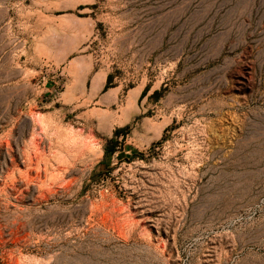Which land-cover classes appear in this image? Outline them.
<instances>
[{
  "label": "rangeland",
  "instance_id": "1",
  "mask_svg": "<svg viewBox=\"0 0 264 264\" xmlns=\"http://www.w3.org/2000/svg\"><path fill=\"white\" fill-rule=\"evenodd\" d=\"M0 264H264V0H0Z\"/></svg>",
  "mask_w": 264,
  "mask_h": 264
},
{
  "label": "bare ground",
  "instance_id": "2",
  "mask_svg": "<svg viewBox=\"0 0 264 264\" xmlns=\"http://www.w3.org/2000/svg\"><path fill=\"white\" fill-rule=\"evenodd\" d=\"M76 141H78V140H76ZM79 142H81V141H79ZM79 142H78V144H79ZM85 142V141H84ZM87 143V142H86ZM86 145V144H85ZM85 145H81V147L83 146V147H85ZM89 145V144H88ZM86 147H88V146H86ZM78 148H80V147H78ZM88 148H90V147H88ZM87 149V148H86ZM79 150V149H78ZM82 151V150H81ZM78 152V151H77ZM83 152H85V151H83ZM81 153V152H80ZM79 153V154H80ZM77 159V158H76ZM80 160V159H79Z\"/></svg>",
  "mask_w": 264,
  "mask_h": 264
}]
</instances>
